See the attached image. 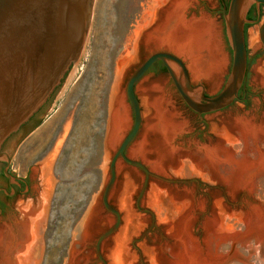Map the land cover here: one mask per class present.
I'll return each instance as SVG.
<instances>
[{"label": "rangeland", "instance_id": "1", "mask_svg": "<svg viewBox=\"0 0 264 264\" xmlns=\"http://www.w3.org/2000/svg\"><path fill=\"white\" fill-rule=\"evenodd\" d=\"M167 1L94 0L88 34L78 62L71 67L41 121L17 144L8 164V170L15 171L16 178H24L29 167L57 152L50 168L55 183L48 202H44L43 219L32 244L31 264H102L97 261L95 241L115 222V216L103 207L101 194L109 179L112 155L132 125L125 85L149 52L162 49L146 48L143 40L148 33L141 34L154 19L158 7ZM174 1L162 11L161 18ZM209 18L219 29L226 58L223 73L213 87L203 79L190 81L202 84L211 95L228 75L231 53L220 12ZM263 23L264 6L258 22L247 28L250 56L260 47L258 31ZM250 36L255 40L253 45L249 44ZM140 43L142 51L138 53ZM254 68H259L260 72L256 73ZM248 72L249 87L260 94L258 101L264 100V87L258 80L264 78V59L258 58ZM143 81L145 79L137 82L134 89L141 111V125L127 147L126 157L139 161L156 177H148L140 193L145 173L121 158L116 159L115 178L107 201L118 211L120 222L100 243L105 263L170 264L174 260V252L169 253L175 241L174 227L187 222L191 240L197 247L207 250L205 260L212 259V264H264V232L258 236V231L250 229L248 224L253 207L261 209L259 211L264 215L263 175L258 174L252 191L242 187L232 189L221 179L194 168L188 156L195 145L218 141L237 143L236 135L229 128L231 120L236 117L252 119L249 112L257 109V98L250 100L247 111L236 103L227 110L206 115L204 118L209 123L206 142L187 137L188 144L183 148L176 140L181 134L188 133V121L177 109L175 99L179 102L180 98L166 76L164 88L157 86L165 92L175 113L186 121V128L172 143L178 151L179 166L157 173L129 152L130 146L142 135L144 123L152 118L149 103L155 84L149 83L147 89L140 90ZM114 93L124 97L129 124L120 134L117 145L108 147V121ZM199 126L205 128V125ZM0 187H5L4 179H0ZM28 202L38 201L16 197L9 207L1 206L0 229L13 225L16 218H20L18 205ZM84 224L91 231L85 242H78V232Z\"/></svg>", "mask_w": 264, "mask_h": 264}, {"label": "water", "instance_id": "2", "mask_svg": "<svg viewBox=\"0 0 264 264\" xmlns=\"http://www.w3.org/2000/svg\"><path fill=\"white\" fill-rule=\"evenodd\" d=\"M93 1L0 0V161L6 162L3 172L7 176L6 168L17 144L41 121L64 84L71 67L81 56L88 34ZM251 5L255 6L258 18L260 5H264V0H228L227 6L222 9L231 63L228 75L216 94L204 96L202 85H192L184 62L166 51H156L149 55L128 78L125 97L132 111V125L110 160L109 179L101 194L103 207L115 216V222L95 241V254L102 264L106 263L100 253V243L120 222L118 211L107 201L115 178L116 159L121 158L143 170L145 180L140 193L147 178L156 177L142 163L128 159L123 154L141 125V111L134 85L154 62L161 61L188 108L201 114L228 106L237 97V91L244 80L247 65L244 26L253 22L246 18ZM258 40L264 49V23L259 29ZM44 105L46 107L40 117L4 143ZM56 154L57 152L50 153L33 164L26 170L24 178H16L15 171H9L11 182L18 179L24 184L19 198L48 202L55 183L50 175V168Z\"/></svg>", "mask_w": 264, "mask_h": 264}, {"label": "bare ground", "instance_id": "3", "mask_svg": "<svg viewBox=\"0 0 264 264\" xmlns=\"http://www.w3.org/2000/svg\"><path fill=\"white\" fill-rule=\"evenodd\" d=\"M190 1L175 0L163 12L155 30L145 36L144 46L171 51L184 60L190 79H203L213 87L218 83L226 61L219 29L204 14L186 17L185 10ZM254 41L250 36L249 44L253 45ZM254 69L256 73L260 72L259 68ZM258 80L264 87V78ZM152 90L149 103L152 118L144 123L142 135L130 146L129 152L132 157L144 161L152 171L165 173L179 166L178 151L172 143L174 137L186 128V121L175 113L160 86L155 84ZM111 99L106 143L108 147H115L129 119L122 94L114 93ZM229 128L236 135L237 143L218 141L195 145L188 154L189 159L194 168H201L210 176L221 179L228 187L252 191L258 174L264 177V126L247 117H236L231 120ZM43 207L44 202L40 201L18 205L20 218H16L13 225L0 229V264H31L32 244L43 219ZM259 210L250 209L248 224L251 228H247L258 231V236L264 232V215ZM82 226L78 242H85L91 231L85 224ZM174 231L175 241L169 248L170 254L174 252V260L170 264H212V259L205 260L207 250L197 247L191 240L187 222L178 223Z\"/></svg>", "mask_w": 264, "mask_h": 264}, {"label": "flooded vegetation", "instance_id": "4", "mask_svg": "<svg viewBox=\"0 0 264 264\" xmlns=\"http://www.w3.org/2000/svg\"><path fill=\"white\" fill-rule=\"evenodd\" d=\"M172 0H168L167 2H165L164 4H162L160 7H158L156 13H155V17L154 19L152 20V22L149 24V26L147 28H145L142 32V36L143 34L145 33H149V32H153L156 28V26L158 25L159 23V20L161 18V13L162 11L167 7L169 6L170 2ZM217 3V4H216ZM227 3L228 1L227 0H194L193 2L191 1L188 6L186 7V10H185V15L186 17H198L200 16L201 14H204L206 16H209V17H212L214 15H216L218 12H220V15L222 17V9L223 7L227 6ZM218 6L219 8H216L215 6ZM264 6V5H260V13H259V17L257 18V13H256V8L254 5H251L249 10H248V13H247V19L248 20H251L253 21L252 23H248V24H245L244 26V42H245V47H246V62H247V65H246V71H245V75H244V80L241 84V86L239 87L238 91H237V97L226 107L222 108V109H219V110H215V111H212V112H207V113H201V114H198L197 112L191 110L190 108H188L186 106V104L183 102V100L181 99V97L179 96L178 92L176 91L174 85H173V89L175 90L176 94L179 96L180 100L179 102H177V100L175 99V104L177 106V109L178 111L181 113V115L188 121L187 123V129H188V133H185V134H181L178 138H177V143L179 146L185 148L188 144V142L185 141V139L187 137H189L190 139H194L200 143H205L206 142V139L208 138V130L206 129L209 125V123L205 120V116L206 115H210V114H213L215 112H221V111H224V110H227L229 109L230 107H232L234 104H239L242 106V110L243 111H247L249 106L248 104H250V100L252 98H257L258 95H260L259 93H255L252 91V89L249 87V84H248V71H249V68L250 66L258 59V58H262L264 59V49L261 47L256 49V51L250 56L248 51H247V28L248 26L250 25H254L256 22H258L259 18H260V15H261V7ZM215 7V8H214ZM223 19V18H222ZM260 29V28H259ZM259 32V31H258ZM142 51V43H140L138 45V53H141ZM156 51H165L163 49H160V50H154L152 52H149L146 56V58L151 55L152 53L156 52ZM168 52V51H166ZM171 53V52H170ZM145 58V59H146ZM144 59V60H145ZM143 60V61H144ZM141 61V63L143 62ZM140 63V64H141ZM139 64V65H140ZM138 65V66H139ZM135 71V69H134ZM133 71V72H134ZM132 72V73H133ZM131 76V75H130ZM168 76V72L164 66V64L161 62V61H156L154 62L149 68L148 70L144 73V75L140 78V80L142 79H145V81H143L139 88L140 90H145L147 89V86L148 84H157V85H160L164 88V78ZM139 80V81H140ZM169 80L171 81L170 77H169ZM137 81V82H139ZM136 82V84H137ZM172 83V81H171ZM136 84L134 85V89H135V86ZM200 83H197V84H192L193 86L194 85H198ZM202 85V84H200ZM223 85V84H222ZM203 86V85H202ZM151 87V86H150ZM222 87V86H221ZM220 87V88H221ZM220 88L215 91L213 94L209 95L207 94V92L205 91V87L203 86V89H204V92H203V95L206 96V97H209V96H212L214 94H216ZM169 93V91H168ZM170 94V93H169ZM257 109H255L254 111H251L249 112L251 114V116H253L252 120L256 123H263L264 124V109H263V106H264V100L261 99V101H258V98H257ZM45 105L43 107H41L33 116H32V119L27 122L26 124H24L23 126H21L15 133H13L11 136H9L5 141L4 143L10 139L11 137H13V135H16L17 133L21 132L26 126H29L30 124H32L38 117H40V115L43 114L44 110H45ZM259 109V110H258ZM249 114V116H250ZM255 117V118H254ZM205 125V128H201L199 125ZM140 128V127H139ZM130 130V129H129ZM128 130V132H129ZM139 131V130H138ZM127 132V133H128ZM126 133V134H127ZM138 133V132H137ZM125 134V135H126ZM135 138V137H134ZM176 139V138H175ZM134 140V139H133ZM3 143V145H4ZM132 143V142H131ZM130 143V144H131ZM129 144V145H130ZM3 145L1 147V149L3 150ZM128 145V146H129ZM127 146V147H128ZM118 147V146H117ZM116 147V149H117ZM127 147L124 149L123 151V154L124 156L126 157V151H127ZM115 149V151H116ZM114 151V153H115ZM113 153V154H114ZM113 156V155H112ZM127 158V157H126ZM125 162V161H124ZM126 163V162H125ZM128 164V163H127ZM5 165H6V162L3 161V162H0V179H4L5 181V187H0V207L1 206H4V207H9V205L12 204V202L15 200L16 197L20 196L21 195V189L24 187V184L22 182H20L18 179L14 180V181H10V178H11V175L9 173V170L8 167L6 168V173L9 175H5L4 172H3V169L5 168ZM131 165V164H129ZM132 166H135V165H132ZM137 167L139 170L143 171L141 168H139L138 166H135ZM150 177V176H149ZM153 177V176H152ZM109 236V235H108ZM105 239V238H104ZM103 239V240H104ZM102 240V241H103ZM97 261H99L97 259Z\"/></svg>", "mask_w": 264, "mask_h": 264}, {"label": "trees", "instance_id": "5", "mask_svg": "<svg viewBox=\"0 0 264 264\" xmlns=\"http://www.w3.org/2000/svg\"><path fill=\"white\" fill-rule=\"evenodd\" d=\"M246 18H247V16H246ZM31 119H32V116H31V117L28 119V121H27V122H29ZM27 122H26V123H27ZM26 123H25V124H26ZM22 126H23V125H22Z\"/></svg>", "mask_w": 264, "mask_h": 264}]
</instances>
